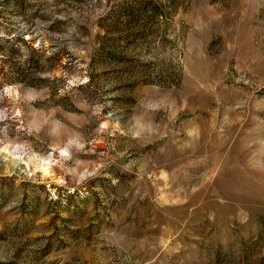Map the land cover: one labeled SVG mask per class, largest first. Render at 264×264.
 Here are the masks:
<instances>
[{"label":"rangeland","instance_id":"1","mask_svg":"<svg viewBox=\"0 0 264 264\" xmlns=\"http://www.w3.org/2000/svg\"><path fill=\"white\" fill-rule=\"evenodd\" d=\"M0 264H264V0H0Z\"/></svg>","mask_w":264,"mask_h":264},{"label":"bare ground","instance_id":"2","mask_svg":"<svg viewBox=\"0 0 264 264\" xmlns=\"http://www.w3.org/2000/svg\"><path fill=\"white\" fill-rule=\"evenodd\" d=\"M45 173H47V174H48V170H46V171H45Z\"/></svg>","mask_w":264,"mask_h":264},{"label":"snow or ice","instance_id":"3","mask_svg":"<svg viewBox=\"0 0 264 264\" xmlns=\"http://www.w3.org/2000/svg\"><path fill=\"white\" fill-rule=\"evenodd\" d=\"M46 171V170H45Z\"/></svg>","mask_w":264,"mask_h":264}]
</instances>
